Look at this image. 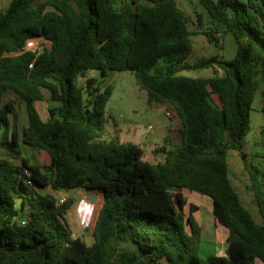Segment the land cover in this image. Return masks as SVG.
I'll return each mask as SVG.
<instances>
[{"label":"trees","instance_id":"trees-1","mask_svg":"<svg viewBox=\"0 0 264 264\" xmlns=\"http://www.w3.org/2000/svg\"><path fill=\"white\" fill-rule=\"evenodd\" d=\"M200 3L234 35V58L188 61L197 31L176 0H11L0 10V264L264 262V163L251 161L244 143L264 81V0ZM205 33L218 44L216 30ZM38 37L48 44L28 48ZM209 68L208 77L185 73ZM93 70H132L151 104L176 108L181 139L156 146L160 160L144 159L139 144L105 139L113 86L95 85ZM9 92L25 103L24 127ZM43 100L52 103L48 119L37 107ZM22 145L47 151L50 161H12L7 155ZM230 149L240 153L262 222L233 184ZM256 155L264 160V151ZM48 187L102 193L92 244L64 219L74 198L61 202L42 191ZM184 190L212 199L230 231L225 254L200 256L198 207Z\"/></svg>","mask_w":264,"mask_h":264},{"label":"rangeland","instance_id":"rangeland-1","mask_svg":"<svg viewBox=\"0 0 264 264\" xmlns=\"http://www.w3.org/2000/svg\"><path fill=\"white\" fill-rule=\"evenodd\" d=\"M178 6L185 11L191 30L197 31L193 36V51L188 61L194 62L202 57L218 55L225 59H232L237 53V43L232 33L219 22L211 18L207 10L200 3V0H176ZM11 0H0V10L8 8ZM51 6H49L50 8ZM216 30L219 39L218 44L211 41L205 31ZM48 42L42 38L30 40L28 48L41 50ZM193 76H212V69L185 72ZM88 77L94 78L95 85L102 88L111 84L113 92L105 106L107 118V133L105 139L117 137L121 142H132L141 145L144 149V159L150 162H157L160 156L154 153V148L167 144L168 141L177 142L181 139L182 121L176 108L169 102L150 103L148 93L142 89L137 82L136 75L132 70H109L107 76H103L98 70L88 73ZM76 82L81 85L85 82L82 75H78ZM15 98L20 108L21 126L26 124V106L20 98L9 92L6 99ZM52 103L43 100L38 101V109L44 118L49 117V106ZM264 81L259 79V88L250 111L252 130L244 139L245 150L249 159L259 165L264 160L258 157L257 152L264 151V135L261 131L264 123ZM152 126V130L149 126ZM7 155V154H6ZM12 161L19 163L23 157H27L32 163L44 164L50 161V154L45 151L28 145H22L21 153L10 152L7 155ZM230 177L239 192L242 201L251 211L258 222L262 217L254 200V193L250 189V177L244 167L240 153L236 149L229 150ZM43 192H51L60 200L62 197H73L74 204L66 212L64 219L70 225L74 236H81L88 244L94 242L93 230L96 225L99 210L103 204V195L97 189L84 187L71 188L62 191L48 187ZM68 191V192H67ZM188 203L198 207L195 216L201 226L202 233L199 239L200 256L205 259L212 254H225L227 248L228 228L221 225L215 218L212 211V199L198 192L183 191ZM20 200H18V205ZM189 213V206L186 208ZM256 264H264L257 258Z\"/></svg>","mask_w":264,"mask_h":264},{"label":"built area","instance_id":"built-area-1","mask_svg":"<svg viewBox=\"0 0 264 264\" xmlns=\"http://www.w3.org/2000/svg\"><path fill=\"white\" fill-rule=\"evenodd\" d=\"M33 66H34V63H31V64H30V67L32 68ZM149 129H150V130L153 129L151 125L149 126ZM66 199H67V198L64 196V197H62V198L60 199V201H61V202H64Z\"/></svg>","mask_w":264,"mask_h":264},{"label":"crops","instance_id":"crops-1","mask_svg":"<svg viewBox=\"0 0 264 264\" xmlns=\"http://www.w3.org/2000/svg\"><path fill=\"white\" fill-rule=\"evenodd\" d=\"M85 78V77H84ZM37 107H38V105H37ZM39 110V109H38ZM43 117V116H42ZM44 118V117H43ZM44 119H48V118H44ZM60 191H62V196L64 195V193H65V190H60ZM69 191V190H68ZM67 191V192H68ZM184 191H187V190H184ZM51 193V192H50ZM212 211H213V209H212ZM222 225V224H221ZM228 235H229V232H228ZM215 254H218V253H215Z\"/></svg>","mask_w":264,"mask_h":264}]
</instances>
